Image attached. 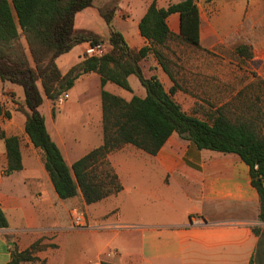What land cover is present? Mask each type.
<instances>
[{
  "label": "crops",
  "instance_id": "0c3cea01",
  "mask_svg": "<svg viewBox=\"0 0 264 264\" xmlns=\"http://www.w3.org/2000/svg\"><path fill=\"white\" fill-rule=\"evenodd\" d=\"M153 1L119 0L124 8L114 7L112 21H132L139 28ZM170 2L156 0L159 8ZM197 6L200 45L204 27L233 26L245 14L254 22L260 12L264 15V0H199ZM89 8L80 11L77 20ZM167 23L172 34L180 35V13L170 14ZM77 30L99 34L83 26ZM123 36L134 50L150 45L140 30ZM86 45L79 44L56 59L63 74L86 58ZM141 65L144 75L157 76L167 91L175 85L153 53ZM128 81L132 92L126 95L113 82L104 88L126 100L147 95L135 74ZM202 90L205 94L200 100L192 94L185 95L186 101L174 98L188 114L212 123L218 109L241 108L242 93L252 91L255 96L257 86L241 87L231 101L223 100L221 90L208 81L202 83ZM101 95V75L93 71L75 81L65 105L57 111L49 107L42 111L45 102L40 106L48 132L70 167L104 143ZM75 99L77 127L68 124L66 114ZM24 101L21 85L0 78V206L8 220V227L0 228V264H9L14 251H26L33 245L32 260L21 264H264L260 196L249 166L239 155L200 148L177 132L156 154L125 144L107 156L122 186L119 192L91 204L81 192L62 199L45 167V152L26 132ZM196 106L203 108L205 116L195 112ZM3 133L19 138L20 170L8 172ZM77 209L88 226L74 224Z\"/></svg>",
  "mask_w": 264,
  "mask_h": 264
},
{
  "label": "trees",
  "instance_id": "16d2710c",
  "mask_svg": "<svg viewBox=\"0 0 264 264\" xmlns=\"http://www.w3.org/2000/svg\"><path fill=\"white\" fill-rule=\"evenodd\" d=\"M95 0H0V78L19 84L25 93L22 111L27 117L26 132L36 147L45 152V167L58 195L62 199L81 192L88 204L98 202L122 186L111 168L107 156L125 144H132L150 154H156L175 132L193 140L200 148L235 153L249 166L251 181L257 189L264 221V133L256 118L246 113L232 119L225 109H218L212 123L185 112L174 98L176 85L166 90L157 76L146 77L141 61L153 53L163 69L176 82L165 63L159 46H166L172 37L167 17L181 15L180 36L197 46L200 37L199 0H177L159 8L156 0L149 6L139 23V30L150 45L132 49L123 34L110 29L108 42L112 50L102 57H86L63 74L56 59L83 43L104 41L90 30H77V14L93 5ZM211 1V0H207ZM114 7L101 10L107 23H111ZM24 32L33 63L22 43ZM240 52L248 51L245 45ZM98 72L102 82V113L104 143L68 166L58 145L52 140L40 111L43 97L37 82H42L48 99L70 90L75 81L89 72ZM135 74L146 88L142 98L133 95L130 100L107 91V82H113L132 92L128 76ZM1 111V106H0ZM9 157L8 172L22 168L19 138L5 136ZM8 220L0 206V228H7ZM31 249L14 251L9 264L32 260ZM252 264V262L250 263Z\"/></svg>",
  "mask_w": 264,
  "mask_h": 264
},
{
  "label": "rangeland",
  "instance_id": "374dc122",
  "mask_svg": "<svg viewBox=\"0 0 264 264\" xmlns=\"http://www.w3.org/2000/svg\"><path fill=\"white\" fill-rule=\"evenodd\" d=\"M172 2H176V0H172ZM117 5L119 8H124L119 0H95L91 8L80 14L78 20L76 18V29L82 26L90 28L99 33L107 43H109L110 28L119 30L126 35L128 31L137 33L138 25L133 24L132 21L125 23L116 19L109 24L100 14L101 10ZM203 14L205 13L203 12ZM256 20L251 21L250 17L245 14L240 22L234 21L235 25L233 26L208 27L209 29L204 27L203 42L200 46L186 41L174 33L166 46H159V49L164 53L165 63L176 80L175 98L177 99L181 98L186 101L185 95L188 94L196 96L199 100L202 99L205 94V90H202V83L207 81L210 85H215L221 90L220 95L223 100L229 101L234 98L235 91L241 87L247 84L257 86L255 96L252 91L251 93L246 91V93H242L245 98L241 97L238 101L242 105L241 108L232 109L228 107L225 109L232 119H237L238 115L242 113H246V117L249 119L256 118L257 122L261 124V133H264V15L262 12L256 16ZM21 36L22 43L29 53L32 64H34L23 31H21ZM242 45L247 46L248 51L240 52L238 47ZM37 85L43 102H45L42 111L46 112L47 107H49L55 112L63 104L65 105L69 90L52 101L47 98L40 80ZM120 89L123 94H129L128 90ZM216 94L214 93L212 96L214 97ZM249 94L252 98L247 97ZM74 101L75 103L69 105L66 114L69 118L68 124L72 122L77 127V100ZM22 109L27 110L25 101ZM194 110L199 115L205 116L201 106H196Z\"/></svg>",
  "mask_w": 264,
  "mask_h": 264
},
{
  "label": "built area",
  "instance_id": "2783aa9c",
  "mask_svg": "<svg viewBox=\"0 0 264 264\" xmlns=\"http://www.w3.org/2000/svg\"><path fill=\"white\" fill-rule=\"evenodd\" d=\"M112 47L105 41L97 43H88L85 47L84 54L86 57H102L111 51ZM73 222L78 227L88 226L85 215L79 210L73 212Z\"/></svg>",
  "mask_w": 264,
  "mask_h": 264
}]
</instances>
